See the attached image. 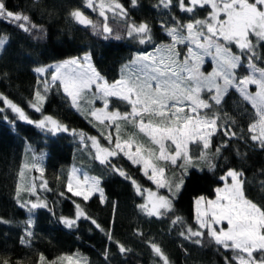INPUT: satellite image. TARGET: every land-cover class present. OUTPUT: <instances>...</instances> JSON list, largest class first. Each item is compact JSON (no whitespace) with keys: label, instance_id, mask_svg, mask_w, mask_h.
<instances>
[{"label":"trees","instance_id":"obj_1","mask_svg":"<svg viewBox=\"0 0 264 264\" xmlns=\"http://www.w3.org/2000/svg\"><path fill=\"white\" fill-rule=\"evenodd\" d=\"M115 2L122 5L126 15L122 14L120 19L108 15L107 23L112 32L106 35L102 31L104 17L90 11L87 0H4L8 10L28 15L36 28L25 32L16 23L0 17V38L7 37L0 56V96L20 107L33 123L51 116L68 131L46 134L33 123L22 121L0 100V109H3L0 111V264L5 260L9 264H38L40 254L44 255L45 264L53 261L61 264L58 258L64 256L81 258L84 264H163L153 252L152 243L162 249L169 264H226V258L231 260L233 252L215 244L207 231H203L205 235L199 244L180 234L188 226L200 230L195 219V199L213 198L215 189L224 183L220 177L229 169H236L243 173L246 196L264 207V148L252 141L248 132L255 110L235 90H228L221 104L211 109L219 116V127L206 151L215 167L210 169L207 161L198 159L201 148L193 147L194 144L191 155L194 167H188L186 175L182 177L185 170L178 166L183 161L168 165V180L178 183L183 179V186L175 196L168 188L161 189V195L172 200V209L161 216H149L139 207L146 201L144 190L155 189L139 166L122 155L112 157L109 164H102L95 158L89 142H83L87 137H96L102 145L112 148L116 136L114 126L106 122L100 124L89 114H81L58 83L44 91L43 80L34 71L37 67L87 54L96 71L112 83L126 75L138 55L157 45L171 43L165 27L177 21L186 24L194 18L204 19L210 11L208 7L197 8L193 16L182 12L177 0H172L169 8L161 5L160 0H136L135 5L132 0ZM76 9L97 27L74 19L70 13ZM141 23L151 29L150 42L140 43L136 37L128 35L129 25ZM256 51L261 58L255 60V64L264 68V42L257 44ZM246 59V56L242 58L243 64L237 69L238 77L248 75ZM37 90L45 96L40 112L30 107ZM110 100V110H129L125 103ZM98 105L102 103L96 102L91 109ZM130 130L129 126L121 135L126 138ZM226 130L236 135L230 138L225 135ZM109 132L113 143L105 138ZM218 147L220 153L215 155ZM33 157L39 159L47 186L24 191L21 185L28 183L29 174L36 178V171L28 167ZM112 165L131 179L113 171ZM72 166L100 179L103 203L99 194L85 201L68 190ZM24 169L30 171L25 176ZM133 180L141 192H137ZM36 185L39 182L36 181ZM34 203L44 206L33 209ZM77 204L91 219L77 218ZM177 217L182 220L174 224ZM63 218L75 220L74 226L68 227ZM22 239L26 243H22ZM116 242L130 251L121 253Z\"/></svg>","mask_w":264,"mask_h":264},{"label":"snow or ice","instance_id":"obj_2","mask_svg":"<svg viewBox=\"0 0 264 264\" xmlns=\"http://www.w3.org/2000/svg\"><path fill=\"white\" fill-rule=\"evenodd\" d=\"M132 3L135 5L136 0H132ZM160 4L169 8L172 0H160ZM87 5L95 10L94 0H87ZM177 5L182 12L192 13L193 16L197 8L208 7L210 11L204 19L194 18L186 24L177 21L172 27H165L172 43L157 47L153 53L137 56L132 63L140 65L138 72L122 75L119 80L109 83L92 66L91 58L87 54L82 58L83 63L81 58H73L49 66L55 69L51 74V81L53 83L60 81L64 93L71 98L72 105L78 110H81L79 103L81 100L92 103V100L88 99V93L95 84L96 93L100 95L95 97L93 94V96L103 100L104 107L89 108L88 114L100 124L109 121L116 133L114 148L111 149L101 147L96 137H88L93 147L97 149L96 159L102 164H109L108 157L123 152L133 164L143 165L144 174L156 184L157 188L166 187L173 196L182 188L183 179L178 183L170 182L166 175L167 167L175 166L177 161L181 160L183 163L178 166L185 170L181 174L182 177L186 175L188 167H194L190 145L202 146L198 159L207 161L210 169L215 167L206 151L210 147L212 135L219 127L217 123L219 116L211 109L214 105L221 104L230 88H235L255 110V119L249 124L248 132L250 139L264 148V68H258L255 64V60L261 58L256 51L257 44L264 42V0H187V3L185 0H177ZM107 7L109 10L120 9L121 14L126 15L122 5L115 0H110ZM99 9L100 16L105 17L102 31L111 33L112 29L108 26L105 16L104 0H101ZM70 15L81 24L97 27L79 9L73 10ZM0 17L16 23V26L25 32L36 28L28 15L8 10L4 0H0ZM150 31L146 23L132 24L129 25L128 35L132 36L135 33L141 36L140 43H145L144 37L151 41ZM251 37H255L256 43ZM6 39V37L0 38V47H3ZM185 42H187V54L181 60L180 53L175 49L177 44H185ZM231 45H235L240 50V54L234 53ZM205 56H211L215 63L213 70L207 74L201 71ZM245 56L249 74L238 77L237 69L242 66V58ZM34 71L44 74L47 69L37 67ZM43 84L44 91L47 92L48 81H43ZM249 84L256 85L257 90L249 92L247 89ZM205 91L211 94L207 100L201 97V93ZM34 96L35 99L30 102V107L40 112V105L45 96L39 90ZM110 98L125 103L129 110L123 112L118 108L109 110L112 102ZM0 100L17 113L21 120L33 123L12 101L2 96ZM36 124L41 128L50 124V131H68L66 126L51 116H44ZM129 126L131 130L126 132L125 138L121 133ZM80 135L83 139L84 134ZM225 135L231 138L236 133L226 130ZM105 138L109 143H113L111 132ZM220 150L218 147L215 155H218ZM32 167L38 166L33 164ZM111 167L121 176L131 179L122 169H117L114 165ZM76 171L73 169L68 178V190L72 191L75 179L76 187L80 190L73 192V195L82 196L87 201L91 194L99 192L103 203L105 197L103 189L99 187V179L84 175L83 181H80L75 175ZM242 177L243 173L236 169H229L221 176L220 179L224 183L222 187L215 189L214 199L200 196L195 200V219L199 229H206L207 235L215 244L233 252L231 260L226 258V264L233 262L264 264V207L246 196L245 181ZM132 183L136 186L137 192H141L136 181L133 180ZM19 191L18 187L17 195ZM144 191H147V202L139 207L147 215L161 216L165 211L172 209V200L168 197L158 195L150 189ZM42 206L44 205L32 204L33 209ZM76 208L77 218L85 216L91 219L81 210L79 204ZM181 220L182 218L177 217L173 223ZM63 222L68 227L75 224V220L67 218H63ZM92 223L96 224V221L92 220ZM96 227L99 228L100 225L96 224ZM180 234L189 240L197 238L193 242L199 244L201 243L199 238L203 237L205 232L188 226ZM28 235L31 233L29 232ZM109 239H112L110 234ZM21 242L26 243L23 239ZM116 243L121 253L130 251L119 242ZM151 248L163 264H169L157 244L152 243ZM104 255L107 259V251ZM58 260L61 264L65 260L68 264H81V258L74 259L72 256H64ZM4 264H9V261L5 260ZM38 264H45L43 254L39 255ZM51 264L56 262L53 261Z\"/></svg>","mask_w":264,"mask_h":264},{"label":"rangeland","instance_id":"obj_3","mask_svg":"<svg viewBox=\"0 0 264 264\" xmlns=\"http://www.w3.org/2000/svg\"><path fill=\"white\" fill-rule=\"evenodd\" d=\"M100 2H101V0H94V4H95V10L93 9V7H89V9H90V11H92V12H96L97 11V13H98V15L100 16V14H99V12H100V9H99V4H100ZM110 1L109 0H104V3H105V16L106 17H108V15H112V17L113 18H117V19H120V17L121 16H123L122 14H121V10L120 9H114V10H109L108 9V7H107V5H108V3H109ZM85 16V15H84ZM86 17V16H85ZM100 17H102V16H100ZM88 18V17H87ZM88 19H90V18H88ZM91 20V19H90ZM103 20H105V17H104V19ZM108 24V23H107ZM83 25H85V24H83ZM103 25V24H102ZM86 26H88V25H86ZM89 26H91V25H89ZM108 26H109V24H108ZM173 25H170L169 27H172ZM110 27V26H109ZM133 37H136V39L137 40H139L140 41V39H141V36H139V35H137V34H135V33H133V35H132ZM7 38V37H6ZM145 38V41H147L148 42V40H147V37H144ZM251 39L253 40V42L254 43H256V41H255V37H251ZM6 43H7V39H6V42L4 43V45H3V47H0V56H1V53H2V51H3V49H4V47H5V45H6ZM171 43H172V41H171ZM171 43H169V44H171ZM169 44H165V45H169ZM186 44H187V42H185V44H177L176 45V51H178L179 53H180V59L182 60L183 58H184V56H185V54H187V47H186ZM165 45H157L156 47H154V49H152L151 51H149V52H147V53H153L154 51H155V49L157 48V47H159V46H165ZM233 47H235V45H231V48H232V51L234 52V53H238V54H240V50L237 48V47H235V49L233 48ZM236 51V52H235ZM142 55V54H141ZM85 56V55H84ZM84 56H82V57H76V58H81V63H83V60H82V58L84 57ZM90 56V55H89ZM139 56V55H138ZM73 59V58H72ZM67 60H71V59H67ZM64 61H66V60H64ZM64 61H61V62H59V63H54V64H50V65H47V66H44V68H46L47 69V71L44 73V74H38V73H36V74H38V75H40V77L42 78V80L43 81H48V88H50V87H52L54 84H56V83H58L59 85H60V81H56L55 83H53L52 81H51V74H52V72L55 70L54 69V67H52V68H49V66H55V65H58V64H60V63H62V62H64ZM91 64H92V61H91ZM244 65L246 66V68H247V59H246V63H244ZM92 66H93V64H92ZM214 66H215V63H214V61H213V59H212V57L211 56H205L204 57V62H203V64L201 65V71L202 72H204L205 74H207V73H210L212 70H213V68H214ZM94 67V66H93ZM139 68H140V65L139 64H131L130 66H129V68L127 69V72H126V75L127 74H130V73H132V72H138V70H139ZM247 70H248V68H247ZM248 74H249V72H248ZM243 76H245V75H242V76H240V77H243ZM221 83H222V81H221ZM61 86V85H60ZM61 88H62V90H63V87L61 86ZM230 89H233V90H235L239 95H240V93L235 89V88H230ZM229 89V90H230ZM247 89H248V91L249 92H255L256 90H257V88H256V85H254V84H249L248 86H247ZM66 94V93H65ZM93 94H95V97H98L100 94L99 93H96V86H95V84L94 85H92V89H91V91L88 93V99L89 100H92V103H88L86 100H81L79 103H80V105H81V110H78L76 107H74L76 110H78L81 114H83V115H88V111H87V109H89V108H91V106H94L95 107V104H96V102H99V103H102V105H98L96 108H94V109H103V107H104V103H103V100H101V99H99V98H94V96H93ZM67 95V94H66ZM211 94H209L207 91H205V92H203V93H201V97L203 98V99H208L209 98V96H210ZM241 96V95H240ZM242 97V96H241ZM70 98V97H69ZM110 99H112V98H110ZM115 99V98H114ZM70 100H71V98H70ZM210 103H214V102H212V101H209ZM249 103V102H248ZM250 104V103H249ZM251 105V104H250ZM252 107V106H251ZM109 110H110V105H109ZM202 111H206V110H202ZM22 121H25V122H28L27 120H22ZM106 123H108V124H110V126H112L111 125V123L109 122V121H105ZM38 129H40L41 131H43L44 133H46V134H51V135H55V134H57V133H60V132H63V131H50L49 129L51 128V125L50 124H48L45 128H41V127H38L37 126V124H36V122L35 123H33ZM84 143H88L89 142V144H90V146L92 147V149H93V151H94V156H95V158H96V155H97V149L95 148V147H93V145H92V141L90 140V139H88V137L87 138H85V140L83 141ZM98 142H99V140H98ZM99 145L101 146V147H106V146H104V145H102L100 142H99ZM193 145V144H192ZM192 145H190L189 146V148H190V154L192 155V153H193V147L195 146V147H197L198 145H193V147H192ZM106 148H110V147H106ZM112 148H114V146L112 147ZM200 148H202V146H200ZM111 149V148H110ZM134 150V149H133ZM118 155H122V156H124L125 158H127L125 155H124V153L123 152H119L118 153ZM112 157H108L107 158V160L109 161L110 159H111ZM128 159V158H127ZM97 160H99V159H97ZM129 160V159H128ZM100 161V160H99ZM132 162V161H131ZM179 162V160L177 161V163ZM33 164H36L38 167H32V165ZM134 165H137V166H139L140 168H141V170H142V172H143V174H144V169H143V165L142 164H134ZM28 167L29 168H31L32 170H35L36 171V178L35 179H33V176L31 175V174H29L30 175V178H29V181L26 179V181H28V183L25 185H21V190H24V191H34L36 188H40V189H44L46 186H47V183L45 182V180H44V178H43V176H42V170H41V167H40V163H39V159L38 158H36V157H33L32 159H30L29 160V165H28ZM73 169H75V170H77L76 171V173H75V175H76V177H78L79 179H80V181H83V177H84V175H87V176H89V177H94V176H91V175H89L87 172H85L83 169H81V168H79V167H77V166H72L71 168H70V173H69V176H70V174H72V172H73ZM27 171H29L28 169H24V176H25V173H27ZM30 172V171H29ZM149 174H150V170H149ZM145 175V174H144ZM147 178H148V176L147 175H145ZM97 178V177H96ZM99 179V178H98ZM149 179V178H148ZM150 180V179H149ZM36 181L37 182H39V185L37 186L36 185ZM152 183H153V185H154V187H155V189L154 190H152L153 192H156L158 195H161V193H160V191H161V189L162 188H157V186H156V184L152 181V180H150ZM229 182H230V179H229ZM26 183V182H25ZM223 186V185H222ZM221 186V187H222ZM99 187H100V179H99ZM101 188V187H100ZM77 190H80V189H78L77 187H76V180L74 179L73 180V187H72V193L73 192H75V191H77ZM95 194H99V192H95V193H93V194H91L90 195V198L92 197V196H94ZM145 203L147 202V191L145 192ZM79 197H81V198H83L82 196H79ZM215 198V196L213 197V198H208V199H214ZM197 199V198H196ZM195 199V200H196ZM195 205V204H194ZM150 206V205H149ZM166 212H168V211H165L164 213H166ZM195 215H196V213H195ZM218 227V226H217ZM207 231L206 229H200V231ZM193 239H197V238H193ZM199 239H201V237L199 238ZM74 259H76V258H74ZM66 264H68V262L66 261ZM81 264H84L83 263V261H81Z\"/></svg>","mask_w":264,"mask_h":264},{"label":"water","instance_id":"obj_4","mask_svg":"<svg viewBox=\"0 0 264 264\" xmlns=\"http://www.w3.org/2000/svg\"><path fill=\"white\" fill-rule=\"evenodd\" d=\"M106 35H109L110 33H105Z\"/></svg>","mask_w":264,"mask_h":264}]
</instances>
